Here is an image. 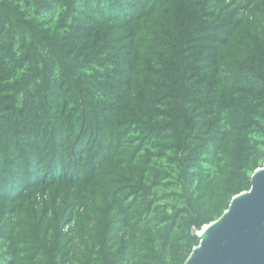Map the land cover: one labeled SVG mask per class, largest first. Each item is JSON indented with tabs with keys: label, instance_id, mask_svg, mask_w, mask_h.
<instances>
[{
	"label": "trees",
	"instance_id": "obj_1",
	"mask_svg": "<svg viewBox=\"0 0 264 264\" xmlns=\"http://www.w3.org/2000/svg\"><path fill=\"white\" fill-rule=\"evenodd\" d=\"M264 165V0H0V264H185Z\"/></svg>",
	"mask_w": 264,
	"mask_h": 264
},
{
	"label": "water",
	"instance_id": "obj_2",
	"mask_svg": "<svg viewBox=\"0 0 264 264\" xmlns=\"http://www.w3.org/2000/svg\"><path fill=\"white\" fill-rule=\"evenodd\" d=\"M251 184L218 220L194 232L200 244L185 264H264V165Z\"/></svg>",
	"mask_w": 264,
	"mask_h": 264
},
{
	"label": "bare ground",
	"instance_id": "obj_3",
	"mask_svg": "<svg viewBox=\"0 0 264 264\" xmlns=\"http://www.w3.org/2000/svg\"><path fill=\"white\" fill-rule=\"evenodd\" d=\"M201 234V233H200Z\"/></svg>",
	"mask_w": 264,
	"mask_h": 264
}]
</instances>
